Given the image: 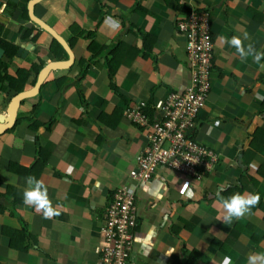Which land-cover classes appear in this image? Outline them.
<instances>
[{"label":"crops","instance_id":"0c3cea01","mask_svg":"<svg viewBox=\"0 0 264 264\" xmlns=\"http://www.w3.org/2000/svg\"><path fill=\"white\" fill-rule=\"evenodd\" d=\"M28 1L9 0V13L20 10L16 20L0 13V76L27 71L24 90L47 62L68 59L61 45L50 51L53 37L31 23ZM193 10L207 13L214 48L211 90L191 136L218 163L186 193L185 178L164 170L147 183L129 180L147 129L126 113L140 103L154 110L190 83L176 21ZM32 11L65 40L73 60L48 74L39 93L20 104L16 126L0 135V264H98L109 249L103 231L113 194L122 187L136 197L131 264H219L224 255L247 264L250 253L264 252V60H241L218 39L246 32L245 45L264 51V0H41ZM109 15L119 29L105 25ZM28 45V54L16 57ZM3 83L6 116L19 92ZM147 116L152 121L155 113ZM28 176L44 182L60 215L45 219L24 205ZM248 177L257 184L247 183L245 192L262 199L250 215L225 225L215 193L223 186L229 196Z\"/></svg>","mask_w":264,"mask_h":264},{"label":"built area","instance_id":"2783aa9c","mask_svg":"<svg viewBox=\"0 0 264 264\" xmlns=\"http://www.w3.org/2000/svg\"><path fill=\"white\" fill-rule=\"evenodd\" d=\"M177 31L186 38L185 51L189 60L190 83L180 92H171L165 100L154 104L155 116L150 121L143 113L145 103L127 111L126 116L136 125L147 129V144L136 157V166L129 180L142 184L153 180L159 170L181 175L191 191L193 182L218 163V155L199 144L191 133L199 112L205 107L211 90L213 39L207 13L190 11L176 21ZM184 191L176 192L181 198ZM108 222L103 231L107 237L106 252L98 264H131L129 251L136 229V197L127 187L113 194Z\"/></svg>","mask_w":264,"mask_h":264},{"label":"clouds","instance_id":"9594fccd","mask_svg":"<svg viewBox=\"0 0 264 264\" xmlns=\"http://www.w3.org/2000/svg\"><path fill=\"white\" fill-rule=\"evenodd\" d=\"M105 25L115 31L119 29L120 24L111 15L105 17ZM223 40L229 46L235 49L236 54L241 60H247L249 57L259 64L261 60H264V51H258L254 44L248 43L245 45V41L249 40V34L244 33L243 37L239 35H233L231 38L218 37ZM141 42H138L137 46H140ZM218 127L220 121L215 122ZM26 179V187L23 191V203L26 206L33 207L37 213H42L45 219H51L58 215L59 205L53 206L52 201L49 198L48 188L42 180L37 179L34 176H28ZM188 184L185 183L182 187L187 188ZM226 189L221 186L215 193L217 202L222 208V215L217 219L223 221L225 225L231 224L234 220H239L247 215H250L252 209L255 208L260 202V195L258 193L249 192H235L229 196L222 195ZM169 252L167 255H171ZM219 264H233V257L231 255H224L219 261ZM247 264H264V252L250 253L247 257Z\"/></svg>","mask_w":264,"mask_h":264},{"label":"water","instance_id":"95a60500","mask_svg":"<svg viewBox=\"0 0 264 264\" xmlns=\"http://www.w3.org/2000/svg\"><path fill=\"white\" fill-rule=\"evenodd\" d=\"M14 1H16V0H14ZM40 1L41 0H29L27 3L30 21L38 24L39 26H41L44 29V31H46L48 34H50L53 37V39H55L59 43V45H61V47L64 49V51L66 52V54L68 56V59L65 61L47 62L45 64V66L39 71L34 85L28 90H23V91L17 93L12 98V100L10 101V104L8 106L7 115L4 116V115L0 114V135L9 132L10 130H12L16 126V117H17V113H18L20 104L22 103V101L27 100V99L32 98V97H35L39 93V90H40L44 80L48 76V74L53 70L63 69V68H66L67 66H70L72 63V60H73L72 51H71L70 47L67 45V43L65 42V40L59 34H57L48 23H46L44 20L36 17L35 15H33V11H32L33 6L37 2H40ZM2 5H3L2 2L0 1V8L3 7ZM18 11L19 10L14 11V14H13L14 17L18 14ZM27 26H30V24H27ZM29 49H30L29 45H28V47H19L17 52H16V57L26 56L28 54L27 52ZM3 53H4L3 49L0 48V58L3 56Z\"/></svg>","mask_w":264,"mask_h":264},{"label":"trees","instance_id":"16d2710c","mask_svg":"<svg viewBox=\"0 0 264 264\" xmlns=\"http://www.w3.org/2000/svg\"><path fill=\"white\" fill-rule=\"evenodd\" d=\"M79 33H81V31H79ZM89 35H90V33H88V36ZM90 36L93 37L94 34L93 35H90ZM52 41H53L52 42L53 44H52V49L51 50L53 51V53H55L56 52L55 47L58 48V47H60V45H59V43L56 40H52ZM6 44H7V42H6ZM7 45H8L7 47H9V54L10 55L14 54V52H15L14 46H12L10 44H7ZM3 67H4V64L1 63V61H0V70L3 69ZM17 73H18L17 79H14V78L8 77V76L4 77V79H3V77L0 76V83L2 82V84H5V83H3V81H5L6 82V85L9 88H11L13 91H15V92H21V91H23L24 90V87H25V84H26V81L28 79L29 74L25 70H18ZM35 81L36 80L33 81L32 86L34 85ZM35 108L36 107H34L33 110H35ZM151 108H152L151 105H147L145 108H143L142 111L145 114L153 115L154 110H153V108L152 109ZM248 178L249 179H246V180L244 179V183L241 182L240 187H234V188H232L231 191L243 193V192L247 191L246 188L249 185H251V186L255 185L256 186V184H257L256 180L253 179L252 177H248ZM247 183L249 185H247ZM253 193H258L260 195L261 199H262V194L261 193H259L258 191H255V190H253ZM261 199H260V201H261ZM260 204L262 206L261 207L262 211H264V206H263L262 202H260Z\"/></svg>","mask_w":264,"mask_h":264},{"label":"flooded vegetation","instance_id":"af4514ba","mask_svg":"<svg viewBox=\"0 0 264 264\" xmlns=\"http://www.w3.org/2000/svg\"><path fill=\"white\" fill-rule=\"evenodd\" d=\"M15 2H17V0ZM2 4H3V7H1V11H0V13L2 14V16H5L6 18H11V16H13V18H14V15H13L14 12H12V13L11 12L10 13L8 12L9 11L8 10L9 0H6L5 2H2ZM16 10H18V9H16ZM19 12H20V10L18 11L17 16L14 18L15 20L17 19L18 15H19ZM31 23H34V22H31ZM26 30H27V28H25V26H23V29L20 32H21V35H22L23 38H27L28 39L29 35L25 33ZM53 40H55V39H53ZM51 49L52 48H50V51L53 53V51ZM53 54H55V53H53Z\"/></svg>","mask_w":264,"mask_h":264}]
</instances>
